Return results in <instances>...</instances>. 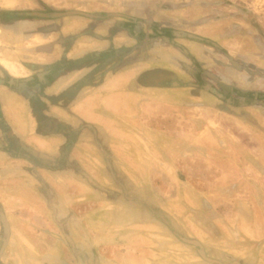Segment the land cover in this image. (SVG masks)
I'll use <instances>...</instances> for the list:
<instances>
[{"label":"crops","instance_id":"obj_1","mask_svg":"<svg viewBox=\"0 0 264 264\" xmlns=\"http://www.w3.org/2000/svg\"><path fill=\"white\" fill-rule=\"evenodd\" d=\"M19 1L22 0H0V163L22 162L27 158L35 162L27 152L28 143L34 141L43 148V139L33 137L28 142L26 125L34 112L29 102L40 97L43 89H47L49 97H56V101L59 97L73 100L76 92V95L83 94L81 107L85 114L82 115L88 121H96L108 128L107 120L101 115L96 120L90 114L87 116L92 100L98 98L99 110L103 106L106 110L122 112L123 84L133 90L138 88L142 71L156 67L165 70L168 76L156 83L142 79L143 85L189 96L191 103L181 102L201 112L195 121L200 125L195 135L188 136L179 145L164 147L162 152L169 153L170 157H174L175 151L179 152L180 160L184 162L180 165L179 176L187 178L181 182L182 187L191 185L194 192L201 193L202 209L218 214V203L211 195L225 194V217L230 222V250L224 252L228 256L226 259L218 258L216 252L219 250L207 242L203 231L209 229V222L202 218H194L193 231L183 240L198 243L199 252H193L198 259L206 258L215 264H221V261L225 264H264V94L257 93L260 86L252 88L245 82L251 81L252 49L255 53L257 47L252 48L247 38L243 40L234 35L237 32H231V28L246 23L230 19V0L225 3L220 0H33L40 5L53 2L54 6L49 9L17 4ZM247 7L251 12L252 8ZM66 10H83L85 14H64ZM32 16L39 20L51 19L49 35L43 33L44 30L21 31V23L25 24L24 21ZM63 17L73 18L62 21ZM160 17L163 18L161 21ZM242 34L246 33L242 31ZM16 35L18 38L23 35L28 42L35 39L33 43L37 48L33 51L31 46L15 42ZM187 39L210 53L215 65L224 70L221 76L216 74L215 82L204 77L203 61L187 51ZM175 44L192 60L184 61L183 69L181 65H149L139 58V50L149 51L157 45L164 51H171ZM256 57L253 61L262 65L260 53ZM192 64L198 70L194 71ZM257 67L258 75L254 73V79L259 76L260 81V66ZM188 75L193 79L188 80ZM252 89L253 95L250 94ZM52 111L62 120L68 119L64 114L67 112L59 104ZM205 118L209 124L200 120ZM149 175L147 173L145 177L149 178ZM157 189L166 196L171 191L167 185L162 190ZM43 213L46 214L38 207H30L26 224L32 226L28 228L29 233L20 236L24 244H19L18 260L14 259L12 264L37 262V252L43 251L38 242L46 235L37 225L60 223V219L49 215L43 217ZM209 219L210 225L220 232L221 224L217 218ZM53 241H56L52 245L55 248L50 250V256L56 258L52 260L53 264L85 263V250L79 255L81 261L77 255H69L70 249L57 238ZM113 242L115 245L104 241L105 247L108 246L104 251L113 246L115 252L103 254L115 257L120 263L124 261L121 256L125 240L117 238ZM205 245L215 253L204 256ZM88 252L90 254V250ZM129 254L132 257L130 263H141L133 258L137 254L132 251ZM107 260L102 257L104 264Z\"/></svg>","mask_w":264,"mask_h":264},{"label":"rangeland","instance_id":"obj_2","mask_svg":"<svg viewBox=\"0 0 264 264\" xmlns=\"http://www.w3.org/2000/svg\"><path fill=\"white\" fill-rule=\"evenodd\" d=\"M220 1L225 3L226 0ZM16 3L47 9L54 6L53 2L40 5L33 0ZM247 6L252 8L251 12ZM65 18H61L62 21L73 17ZM230 19L246 23L231 28V32H237L239 35H234L243 40L247 38L252 48L257 47L255 53L252 49L251 81L245 82L252 88H264V0H230ZM24 22L21 23L24 33L44 30L43 33L50 34V18L39 20L31 17ZM17 36L13 39L15 42L21 41L25 47L31 46L33 51L37 48L33 43L35 39L28 42L23 35ZM187 42V51L193 56L197 55L200 62L203 61L204 77L215 82L216 74L221 76L224 70L215 65V60L205 49L196 47L193 40L187 39ZM157 45L149 51L139 50L140 60L143 58L145 63L154 66L181 65L182 69L184 61H192L177 44L172 45L171 51H164ZM259 53L262 65L253 61ZM257 66H260V81L259 76L254 79ZM192 68L198 70L193 64ZM141 74L137 90H130V86L123 84L125 95L121 98L122 112L106 110L103 106L99 110L97 97L88 106L90 112L86 113L87 116L90 114L96 120L101 115L107 120L108 128L96 121H88L82 115L84 97L83 94L76 95L77 92L73 100L59 97V101H56V97H49L47 89H43L40 97L29 102L34 112L30 114L31 122L27 120L29 129L26 139L30 142L33 137H41L44 145L41 148L34 141L28 143L27 152L35 162L27 158L22 162L0 163V264H12L14 259L18 260L19 244H24L20 236L29 233L28 228L32 226L26 224L32 206L44 211L46 214L43 213V217L49 215L60 219L56 225H37L46 235L38 242L42 244L43 251L37 252V262L33 261L34 264H53L52 260L56 258L50 256V250L55 248L52 245H55L56 241L53 240L56 238L70 249L69 255H77L81 261L79 255H83L82 250H85L84 264H89V260L90 264H104L102 257L108 258L105 264H132L129 262L132 259L131 251L137 254L133 258H137L140 264H215L204 257L198 259L193 254L194 250L199 252L198 243L183 240L184 236L192 233L194 218L209 222V229L203 231L207 242L219 250L216 252L218 258L228 257L224 253L230 250L225 194L211 195L218 203V214L210 209H202L199 202L201 193L194 192L191 185L182 187L181 182L187 178L179 176L180 165L184 164L179 152L175 151L174 157L162 152L164 147L179 145L188 136L195 135L196 129L200 128L195 121L201 110L184 106L186 104L181 101L188 102L189 96L143 85V80L156 83L168 76L165 70L156 67ZM190 78L193 79L188 75V80ZM111 100L114 102L113 98ZM58 104L67 112L64 113L67 120L53 113V108ZM224 118L227 119V116ZM200 120L209 124L206 118ZM147 173H150L149 178L145 177ZM166 185L171 187L167 196L157 189L162 190ZM209 218H217L221 224L220 232L210 225ZM117 238L125 240L121 256L124 261L120 263L115 257L103 254L115 252V247L111 245H115L112 243ZM104 241L111 244L107 251H104V248H108ZM202 251L215 253L208 250L206 245Z\"/></svg>","mask_w":264,"mask_h":264},{"label":"water","instance_id":"obj_3","mask_svg":"<svg viewBox=\"0 0 264 264\" xmlns=\"http://www.w3.org/2000/svg\"><path fill=\"white\" fill-rule=\"evenodd\" d=\"M66 13H82L85 14V12L83 10H66L64 11V14Z\"/></svg>","mask_w":264,"mask_h":264},{"label":"flooded vegetation","instance_id":"obj_4","mask_svg":"<svg viewBox=\"0 0 264 264\" xmlns=\"http://www.w3.org/2000/svg\"><path fill=\"white\" fill-rule=\"evenodd\" d=\"M32 17H33V16H32ZM263 76H264V75H263ZM234 86H236V85L234 84ZM260 88H261V87H260ZM260 88H259V91H258V90H256V91H257V93L259 92V94H261V96H262V94H264V88H261L262 90H261ZM253 93H254V90L252 89L250 94L253 95ZM263 96H264V95H263Z\"/></svg>","mask_w":264,"mask_h":264},{"label":"trees","instance_id":"obj_5","mask_svg":"<svg viewBox=\"0 0 264 264\" xmlns=\"http://www.w3.org/2000/svg\"><path fill=\"white\" fill-rule=\"evenodd\" d=\"M202 253L204 254V256H206V253H204V251H202ZM207 257V256H206ZM208 258H211V256H208ZM213 258V257H212ZM221 264H225L222 261L220 262Z\"/></svg>","mask_w":264,"mask_h":264}]
</instances>
